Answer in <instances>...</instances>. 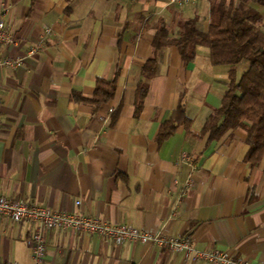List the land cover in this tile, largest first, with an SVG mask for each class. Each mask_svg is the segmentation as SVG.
I'll use <instances>...</instances> for the list:
<instances>
[{
	"label": "crops",
	"instance_id": "obj_1",
	"mask_svg": "<svg viewBox=\"0 0 264 264\" xmlns=\"http://www.w3.org/2000/svg\"><path fill=\"white\" fill-rule=\"evenodd\" d=\"M2 5L20 45H0V56L23 62L0 70L1 196L187 238L199 250L264 264V154L256 165L245 160L242 128L218 140L202 130L221 105L230 66L212 64L201 45L185 61L167 43L154 73L143 72L158 24L163 21L169 39L188 19L206 32L209 0ZM29 47L38 50L26 55ZM245 69L235 67L236 80ZM109 82L113 93L102 101ZM172 123L174 130L162 136ZM182 154L190 160L180 163ZM188 178L192 187L182 192ZM34 227L0 216V264H32ZM42 235L44 264H208L152 243L58 228Z\"/></svg>",
	"mask_w": 264,
	"mask_h": 264
},
{
	"label": "trees",
	"instance_id": "obj_2",
	"mask_svg": "<svg viewBox=\"0 0 264 264\" xmlns=\"http://www.w3.org/2000/svg\"><path fill=\"white\" fill-rule=\"evenodd\" d=\"M255 5L264 6V0H209L207 31L198 29L196 18L188 19L181 22L178 36L171 39L161 21L152 43L153 55L143 67L144 74L151 76L156 54L167 43L176 46L185 61H190L195 47L201 45L208 48L212 64L230 66V81L221 105L208 116L202 130L218 140L227 131L242 128L248 145L245 160L250 165H256L264 154V21ZM238 64H245L246 69L236 80ZM113 90L114 84L109 82L100 100L110 98ZM178 116L183 123L188 122L181 105ZM174 128L175 124H170L162 136Z\"/></svg>",
	"mask_w": 264,
	"mask_h": 264
},
{
	"label": "built area",
	"instance_id": "obj_3",
	"mask_svg": "<svg viewBox=\"0 0 264 264\" xmlns=\"http://www.w3.org/2000/svg\"><path fill=\"white\" fill-rule=\"evenodd\" d=\"M181 1L186 3L188 0ZM7 11V6L2 5L0 7V45H7L15 48L20 45V41L12 36L6 28L3 17L6 15ZM49 31V28L46 27L45 33H49ZM37 50L38 47H29L26 51V55H31ZM22 62V56H0V70L4 67L15 69L19 67ZM189 160L186 154H182L179 158L180 163ZM191 187L192 181L188 178L183 185L182 192L187 191ZM75 205H80V201H75ZM0 216H6L13 222L28 221L35 224L29 240L32 264H44L46 245L42 230H51L54 228L98 234L105 239L113 240L117 243L125 241L152 243L175 252H182L184 256L191 258L193 261H204L208 264H250L243 259L233 258L229 253L217 249L199 250L195 248L187 238L168 236L163 233L152 234L126 224L104 222L81 212L54 211L47 207L29 204L23 200H15L1 195Z\"/></svg>",
	"mask_w": 264,
	"mask_h": 264
},
{
	"label": "rangeland",
	"instance_id": "obj_4",
	"mask_svg": "<svg viewBox=\"0 0 264 264\" xmlns=\"http://www.w3.org/2000/svg\"><path fill=\"white\" fill-rule=\"evenodd\" d=\"M258 8L262 9V14H264V6H258Z\"/></svg>",
	"mask_w": 264,
	"mask_h": 264
}]
</instances>
